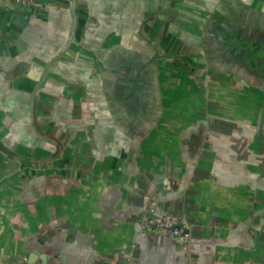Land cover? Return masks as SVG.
I'll return each mask as SVG.
<instances>
[{"label": "crops", "instance_id": "obj_1", "mask_svg": "<svg viewBox=\"0 0 264 264\" xmlns=\"http://www.w3.org/2000/svg\"><path fill=\"white\" fill-rule=\"evenodd\" d=\"M36 1L0 0V264H264L263 92L187 57L111 98L145 21L188 52L220 0ZM151 202L187 245L143 227Z\"/></svg>", "mask_w": 264, "mask_h": 264}, {"label": "flooded vegetation", "instance_id": "obj_2", "mask_svg": "<svg viewBox=\"0 0 264 264\" xmlns=\"http://www.w3.org/2000/svg\"><path fill=\"white\" fill-rule=\"evenodd\" d=\"M36 4L35 0V4L32 5ZM179 4V0H165L164 3L162 2V7L160 3L159 16L173 19ZM21 6L30 7L23 4ZM209 9L210 11L207 10L199 22L201 29L198 38L185 40L189 44L190 51L188 52H183L181 47L177 48L176 44L171 43V39L166 33H164L161 42H155L146 31V25L152 21H145L143 30L139 34L148 54L144 52V54H136L134 59L124 58L125 61H122L121 65L117 66L118 68L113 69L114 71L127 70L128 82H126L125 76L122 78L118 76L116 80L110 81L118 82L123 90L122 94L111 93V98L115 100L123 98L121 101L133 99L134 93L132 95L130 92V85L134 84V73L146 77L152 69L154 71L158 61L172 63L176 59L189 57L191 61L187 63L191 64L190 75L191 73L199 74L201 71L219 75L232 74L243 81L245 80L247 86L261 90L263 100L258 110L257 120L262 122L264 119V0H220L218 3L213 1L210 2ZM72 10L78 15L76 6H73ZM163 23H165L164 20L160 21L157 28ZM162 41H164V45ZM127 57L129 56L127 55ZM162 58L164 59L162 60ZM111 98L108 97V100ZM152 207L171 218L184 220L186 222L184 231L189 236L181 238L166 231L146 226L145 222L151 215ZM143 227L156 233L170 235L185 245L191 240V231L187 221L165 211L156 202H151L148 205Z\"/></svg>", "mask_w": 264, "mask_h": 264}, {"label": "built area", "instance_id": "obj_3", "mask_svg": "<svg viewBox=\"0 0 264 264\" xmlns=\"http://www.w3.org/2000/svg\"><path fill=\"white\" fill-rule=\"evenodd\" d=\"M18 4L30 6L35 4V0H14ZM151 215L146 219V226L162 230L170 233L173 236L181 238H187L189 235L185 233L184 228L186 222L184 220H178L171 218L167 214L156 211L154 207L150 210Z\"/></svg>", "mask_w": 264, "mask_h": 264}, {"label": "rangeland", "instance_id": "obj_4", "mask_svg": "<svg viewBox=\"0 0 264 264\" xmlns=\"http://www.w3.org/2000/svg\"><path fill=\"white\" fill-rule=\"evenodd\" d=\"M179 93H180V94L182 93V92H181V90H180V92H179Z\"/></svg>", "mask_w": 264, "mask_h": 264}]
</instances>
